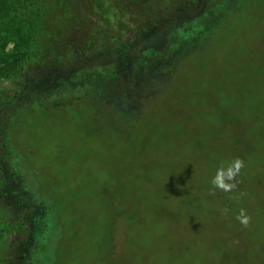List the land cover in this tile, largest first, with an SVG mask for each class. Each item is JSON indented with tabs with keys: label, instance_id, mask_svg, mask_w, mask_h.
<instances>
[{
	"label": "rangeland",
	"instance_id": "374dc122",
	"mask_svg": "<svg viewBox=\"0 0 264 264\" xmlns=\"http://www.w3.org/2000/svg\"><path fill=\"white\" fill-rule=\"evenodd\" d=\"M0 112V264H264V0H0Z\"/></svg>",
	"mask_w": 264,
	"mask_h": 264
},
{
	"label": "clouds",
	"instance_id": "9594fccd",
	"mask_svg": "<svg viewBox=\"0 0 264 264\" xmlns=\"http://www.w3.org/2000/svg\"><path fill=\"white\" fill-rule=\"evenodd\" d=\"M241 167H242V161L235 160L233 162H230L226 168L224 166L218 168L211 183L214 186L225 190L234 187V185L226 184L225 181L233 180L234 176L238 173Z\"/></svg>",
	"mask_w": 264,
	"mask_h": 264
},
{
	"label": "trees",
	"instance_id": "16d2710c",
	"mask_svg": "<svg viewBox=\"0 0 264 264\" xmlns=\"http://www.w3.org/2000/svg\"><path fill=\"white\" fill-rule=\"evenodd\" d=\"M20 86H21V84H20ZM0 113H1V112H0ZM18 220H21V221H22V219H18ZM23 231H25V232H23L24 234H27V233H28V229H26V228H25V230H23ZM23 233H22V234H23ZM25 236H26V235H25ZM22 252L24 253V249H23V251H21L20 255L23 254ZM13 264H23V263H22V260H18L16 263L14 262Z\"/></svg>",
	"mask_w": 264,
	"mask_h": 264
}]
</instances>
